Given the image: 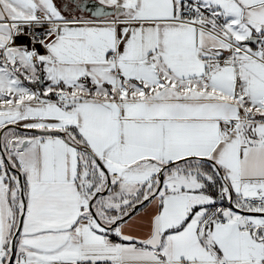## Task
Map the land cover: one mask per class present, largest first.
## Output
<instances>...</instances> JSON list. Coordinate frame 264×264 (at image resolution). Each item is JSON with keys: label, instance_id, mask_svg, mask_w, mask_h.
<instances>
[{"label": "snow or ice", "instance_id": "1", "mask_svg": "<svg viewBox=\"0 0 264 264\" xmlns=\"http://www.w3.org/2000/svg\"><path fill=\"white\" fill-rule=\"evenodd\" d=\"M0 264H264V0H0Z\"/></svg>", "mask_w": 264, "mask_h": 264}]
</instances>
